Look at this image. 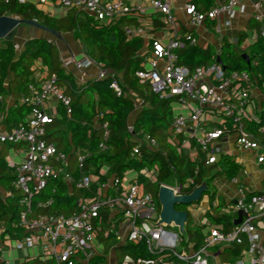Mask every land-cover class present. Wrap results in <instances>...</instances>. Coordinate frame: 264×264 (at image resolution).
<instances>
[{
	"label": "built area",
	"instance_id": "2783aa9c",
	"mask_svg": "<svg viewBox=\"0 0 264 264\" xmlns=\"http://www.w3.org/2000/svg\"><path fill=\"white\" fill-rule=\"evenodd\" d=\"M58 2L66 9L88 13L100 25L111 26L123 18H133L137 24L120 23L124 36L127 39L144 37L142 22L146 9L133 0ZM238 2L226 0L202 11L187 0L183 5L186 24L188 28L194 29L204 24L207 18L213 19L219 13L232 11ZM250 2L254 8L253 17L259 23L257 34L264 37V0ZM151 7L160 14L163 25L171 30L166 40L153 38L145 50L142 48L139 52L144 54L142 67L136 70L135 75L141 83H148L160 99L171 102L173 119L170 124V140L178 144L177 149L187 152L196 167L200 164L211 166L216 181L225 176L232 186V192L224 195L222 201L215 193L208 203L198 209L203 211L199 219L202 243L197 248L192 243L189 252L177 249L179 244L188 243L189 237L185 238L178 230H172L174 224L158 223L160 205L157 206L154 196L145 190L139 179V175H142L155 181V168L143 167L138 171L129 169L122 177L111 176L106 181H98L96 195H80L75 209L69 214H33L31 199L45 188L50 178L61 177L69 192L74 189L90 190L96 180L93 174L83 172L89 152L78 147H72L67 152L46 138L47 126L55 118L61 117L57 109L61 107L69 116L72 104L71 97L57 81L56 73L48 72L45 78L31 83L27 93L20 97L21 102L32 106L24 124L6 130L1 126L0 119V150L4 144L19 146L20 160L10 161V165L15 167L14 186L20 195L18 202L21 206L18 225L23 229V236L14 238L4 233L5 226L0 222V264H15L17 252L23 249L34 251V256L30 257L39 259L35 264H76L88 261L98 249L96 239L102 224H108L103 229L106 235L114 232L113 224L107 222L109 214L114 211L121 213L122 221L124 219L127 222L125 229L129 241L143 242L147 251L155 255L152 258L126 257L123 264H173L170 257L189 264H210L208 248L212 246H227L236 250L234 259L225 264H264V189L249 187L241 179L240 174L247 172L244 160H240L234 175L227 176L226 170L218 166L222 151L217 145L219 139L233 134L236 147L250 153L246 159L256 165L264 179V122L256 130L248 127L254 121L260 122V118L249 110L250 87L257 81L245 70L227 73L216 58L192 68L180 64L179 51L188 45L198 44L197 38L190 31L182 35L177 33L178 25L169 0H152ZM62 64L64 67L73 66L79 71L95 66V78H104L112 73L103 63L84 51L79 55L70 52ZM111 76L110 87L116 95H120L122 87L118 79ZM135 104L136 108L139 107L140 101L135 100ZM206 120L216 125L209 128ZM101 129L97 146L99 150L106 151L109 136L107 124L103 123ZM128 129L131 130V124H128ZM142 139L150 147H157L155 139L149 135H144ZM133 152H139L138 145ZM72 158L76 161L75 170L80 173L78 177L73 174L75 170L69 169ZM107 170V166H102L99 172L104 175ZM173 179L174 184L160 182L159 185L170 187L175 194L190 193L199 185L195 184L192 177H187L183 182ZM187 188L190 190L187 191ZM203 194L205 192L200 199ZM49 204L50 201H39L36 207L44 208ZM239 211H242L240 221L234 223L239 217ZM211 218L218 221H212ZM115 234L118 235V232Z\"/></svg>",
	"mask_w": 264,
	"mask_h": 264
},
{
	"label": "trees",
	"instance_id": "16d2710c",
	"mask_svg": "<svg viewBox=\"0 0 264 264\" xmlns=\"http://www.w3.org/2000/svg\"><path fill=\"white\" fill-rule=\"evenodd\" d=\"M203 6L211 4V0H195ZM206 7V6H205ZM17 15L24 19H35L49 28L60 33L71 32L75 40L84 51L96 61L104 64L112 73L104 78H92L84 85L78 86L71 73L65 71L54 40L45 37H31L24 41L23 48L17 52L12 38L0 39V119L6 130L18 127L25 122V117L32 106L20 101V97L27 93L28 86L36 83L33 76L34 63L40 60L48 72H55L57 81L71 97V113L67 116L61 109V118L54 120L47 126L46 138L54 142L58 148L70 151L78 147L90 155L85 161L83 172L91 173L96 180L90 190L74 189L71 192L61 177L50 178L45 188L31 199L33 214L62 212L69 214L75 209L78 196L92 197L96 195L98 181H106L111 176L122 177L129 169L140 170L143 167L156 169V180L150 182L155 187L153 196L159 207L157 189L160 182L167 178L184 181L192 177L195 184L205 181L209 190L205 193L214 196L211 182L214 174L211 166L196 167L189 156L179 151L178 144L170 140V124L173 119V109L169 100L160 99L150 88L148 83H141L135 75L142 67L144 56L139 51L143 40L138 37L127 39L124 36L120 22L105 26L100 25L90 15L78 10H70L62 17H54L42 11L28 1L0 0V15ZM257 27V25H254ZM243 41L239 37L237 45L222 40L219 56L225 71L245 70L262 86L264 83V37L241 47ZM248 56V61L243 57ZM217 57L214 46L205 47L189 45L179 51L178 62L192 68L200 64H207ZM113 75L118 79L122 93L116 95L110 87ZM13 96L14 103L7 105V97ZM135 100H139L136 108ZM133 113L131 130L128 129V118ZM264 122V108L260 113V122L248 125L256 130ZM106 123L109 136L106 140L108 149H98L101 138V126ZM149 135L154 138L157 147H150L142 137ZM11 145L12 144H7ZM138 145V153L133 150ZM6 147V146H5ZM225 166L227 176L237 171V165L228 157L220 159ZM107 166L103 175L99 170ZM75 177L79 171H73ZM15 167L5 159L4 147L0 150V222L5 226L4 233L14 238L23 236V229L18 225L21 206L19 193L14 186ZM143 181L145 177L139 175ZM145 186V183H144ZM190 190L189 188L186 189ZM39 201H50L44 208L36 207ZM187 205H177V209H186ZM105 211V210H104ZM213 219V218H212ZM189 238H193L196 245L202 242L203 234L200 227L188 231ZM123 254H130L134 258H151L153 254L146 250L143 242H128L122 247ZM122 254V255H123ZM36 258H28L21 264H35ZM104 257L94 256L87 263L103 264ZM117 264H122L118 260Z\"/></svg>",
	"mask_w": 264,
	"mask_h": 264
},
{
	"label": "crops",
	"instance_id": "0c3cea01",
	"mask_svg": "<svg viewBox=\"0 0 264 264\" xmlns=\"http://www.w3.org/2000/svg\"><path fill=\"white\" fill-rule=\"evenodd\" d=\"M25 1L36 4V6L40 8L42 11H44L45 13L49 15L57 17V18L66 15L70 10H77L73 8H69V9L64 8L58 2V0H46L44 2H41L39 0H25ZM133 1L143 5L146 9V14L143 17V22H142L144 31H145L144 37L141 38L143 40V46H142L143 50L146 49V47L150 44V41L153 38H160V39L166 40L171 29L164 26L162 21L159 18L160 14L158 12L153 11L151 7L152 0H133ZM186 1L187 0H169V5L174 15L175 21L178 25L177 33L179 35H182L183 33L187 31L192 32L198 41V44L196 45L205 47L206 45L210 44L215 47L216 53L218 55L220 53V47H221V43L223 39H225L226 41L230 43H233L234 45H237L239 37H242L243 41L241 43V47L243 48V47H246L252 44L256 40L257 37H261L257 34L259 23L253 17L254 8L250 0H239L237 6H235L232 9V11L219 13L213 19L207 18L204 24L194 29L188 28L186 24V16L183 11V5ZM190 1L193 2L196 5V7L202 11H206L218 3L226 2V0H211V4L209 3L208 5H205L206 6L205 7L199 2L196 3L195 0H190ZM81 12L86 13L84 11H81ZM262 13L264 14V7L262 9ZM123 22L129 23L132 25L137 24V21L135 19L129 18V17L125 18L120 23H123ZM255 24L257 25V27L254 26ZM68 33H71V32H68ZM32 34L33 33L31 29H23V33L21 36L17 37L16 34L13 36L12 40L14 42V45L18 46L15 48L17 52H19L23 48L24 41L27 38L36 37V36H33ZM61 34L63 35L67 33H61ZM38 36L45 37L49 40H54L57 50H58V56H59L61 63H62V60L70 52H74L75 54L79 55L84 51V49L81 48V45L79 44L78 41H77L78 42L77 51H73L74 50L73 46L66 44L64 38L62 40L61 39L59 40L51 39V38L46 37L43 34L41 35V33H38ZM64 69L66 72L72 74L78 86L84 85L87 80L95 78L96 72H97V67L95 66H89L85 68L83 71H79L75 69L73 66H67V67H64ZM47 73H48V70L46 66H44L40 60H36L34 63V72H33V76L36 79V82L39 79L45 78ZM249 93H250L249 110L251 113H253L254 115L258 116V118H260V113L262 109L264 108V88L254 81L250 87ZM13 103H14V97L8 96L7 105H12ZM61 109H62L61 107L57 109V113H59L60 116L62 115ZM133 115L134 114L131 113V115L128 118L129 124L132 121ZM56 119H59V118H55V120ZM205 122L208 124L209 128L214 127V125H216L211 120H206ZM1 126L4 127L2 123H1ZM217 145L220 147L222 151L220 159L222 156L228 157L230 160H232L237 165V169H238V165L240 166L239 164L240 160L241 161L244 160L243 164L246 167L247 172L241 173L240 171L241 173L240 175H241V179L245 181V183L249 187L252 186L253 188L258 189V190L264 189V179L261 178L260 171L256 168V165H254L251 160L246 159L250 153H247L246 151H243L239 149L238 147H236V145L234 144L233 134H229L223 137L222 139H219V141H217ZM3 147L5 150V159L8 161L9 164H10V161L17 162L18 160H20V157H19L20 155L18 152V147H19L18 145L12 144L11 146V145L4 144L2 148ZM184 153L187 154V152H184ZM218 166L221 167L225 171V166L221 164L220 160H219ZM222 172H219L218 174H221ZM214 178L211 182L212 188L214 190V193H216L219 196L220 200L222 201V197L224 195H228L232 192V186L230 185L228 180H226L227 178L225 176L220 177L218 181H216ZM110 191L111 190L109 189L108 192ZM206 196L209 202L211 199V196H208V194ZM185 210L187 211V206ZM199 214L203 215V211H199ZM208 216L210 217L209 214ZM211 220L215 222L218 221V220H215L214 218L213 219L211 218ZM222 220L224 221L223 218ZM107 222H111L113 224L112 226H113L114 232H111L108 235H106V233L103 232V229L108 224L107 223L102 224V227H101L102 229L99 230L98 235H97L96 245L98 249L94 256L99 255V256L104 257L103 264H108L107 263L108 260H109V264H117L118 260L121 261V263L123 264V261L126 257H131L133 259L142 258V257L134 258L130 254H123V250H122L123 245H125L128 242H132V241H129V239L127 238V230L125 229L127 222L124 221V219L122 221L121 213H119L118 211H114L110 213L109 220H107ZM116 231L118 232V235L115 234ZM192 243L194 245L193 247L195 248L199 246V244L196 245L193 238H189L188 243L183 242L179 244L177 246V249L185 250L189 252L191 250L190 245ZM117 250H119V253L116 252L114 255H112V253H114V251H117ZM235 254H236V250L229 248L227 246H212L208 248V262L210 264H213V263L225 264L227 262L232 261L234 259ZM30 256H34V251L26 250L22 258H19V251H18L16 259H15V264H21L28 258H31ZM34 258L37 259L36 261L37 263L39 259L37 257H34ZM170 258L173 261V264H189L186 261H182L174 257H170ZM88 261H79L76 264L87 263Z\"/></svg>",
	"mask_w": 264,
	"mask_h": 264
},
{
	"label": "water",
	"instance_id": "95a60500",
	"mask_svg": "<svg viewBox=\"0 0 264 264\" xmlns=\"http://www.w3.org/2000/svg\"><path fill=\"white\" fill-rule=\"evenodd\" d=\"M19 24L35 26L49 34H52L57 39H63V35L60 32L56 31L54 28L46 27L35 19H24L17 15L6 14L0 15V39L8 37L9 33ZM242 55L248 61L247 54L243 53ZM216 60L222 65L223 69H225L219 55L216 57ZM208 190L209 187L205 181H202L197 187L187 194H175L170 187L159 185L156 194L160 205L158 223L165 225L174 224L178 228L179 232L184 235L185 225L188 220V213L186 210H178L176 206L188 205L192 202L198 201L202 193L207 192ZM241 214L242 211H239V217L235 219L234 223H238L240 221Z\"/></svg>",
	"mask_w": 264,
	"mask_h": 264
},
{
	"label": "rangeland",
	"instance_id": "374dc122",
	"mask_svg": "<svg viewBox=\"0 0 264 264\" xmlns=\"http://www.w3.org/2000/svg\"><path fill=\"white\" fill-rule=\"evenodd\" d=\"M23 29H31L32 31V35L33 36H38V33H41V35H45L48 38L51 39H56L59 40L57 38H55L52 34L47 33L46 31L39 29L35 26H31V25H25V24H19L16 26V28H14L8 35L9 38H13V36L16 34L17 37L21 36L23 33ZM35 33V34H34ZM16 38V37H15ZM63 38L65 39L66 44L68 45H72L73 46V51H77L78 48V42L77 40H75L72 36V33H67V34H63ZM17 40V39H16ZM19 40V39H18ZM81 48L83 49V47L81 46ZM69 169L70 170H75L76 168V161L74 159H72V161H70L69 164ZM151 179H143L142 183H145V190L149 193H151L153 195V192L155 191V187H153L152 184H150ZM165 183L167 184H174L175 179L172 178H167L164 180ZM206 194V193H205ZM203 194L202 198L199 201H195L192 202L190 204L187 205V213H188V220L187 223L185 225V233H184V237L188 238L189 233L188 231L192 232L193 230L197 229L199 227V219L202 216L201 214H199L198 209H200L201 207H203L206 203H208V198L207 196ZM172 230L176 231L178 230V228L176 227H171ZM179 231V230H178ZM27 249H23V250H19V258H22V256L25 254ZM119 253V250L114 251V253H112V255H114L115 253ZM109 256V255H108ZM18 263V261H17ZM109 264V260L107 262Z\"/></svg>",
	"mask_w": 264,
	"mask_h": 264
}]
</instances>
